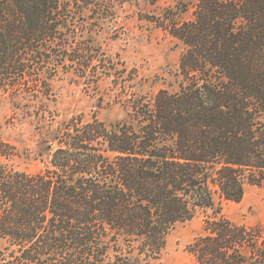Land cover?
I'll return each mask as SVG.
<instances>
[{
    "label": "trees",
    "instance_id": "obj_1",
    "mask_svg": "<svg viewBox=\"0 0 264 264\" xmlns=\"http://www.w3.org/2000/svg\"><path fill=\"white\" fill-rule=\"evenodd\" d=\"M175 1L158 21L185 46L178 90L133 94L115 123L60 122L36 174L0 162V264H106L111 250L110 264L150 262L200 214L198 264H264V228L216 202L264 187V0ZM110 11L109 0H0L1 76L23 88L63 67L86 74L94 55L77 19ZM18 154L0 145V158Z\"/></svg>",
    "mask_w": 264,
    "mask_h": 264
},
{
    "label": "rangeland",
    "instance_id": "obj_2",
    "mask_svg": "<svg viewBox=\"0 0 264 264\" xmlns=\"http://www.w3.org/2000/svg\"><path fill=\"white\" fill-rule=\"evenodd\" d=\"M109 3L111 11L104 12L102 18L77 19L87 25L89 32L79 39H87L85 44L92 46L94 55L86 74L63 67L46 84L37 85L30 79L23 88L15 81L6 82L0 74V145L6 143L19 153L11 161L0 158V162L36 174L51 156L44 141L52 140L48 133L60 122L83 115L86 121L97 118L107 124L115 123L127 118L130 109L127 100L133 94L151 100L160 90L179 89L180 60L185 46L158 21V17L164 19L166 11L176 6V1L135 4L109 0ZM193 18L191 7L180 15L181 20ZM49 72H54V68ZM216 202L225 218L234 224L264 228V187L248 186L240 203L219 195ZM203 227V214L178 225L168 236L167 247L159 259L150 262L140 259L139 263L198 264L190 251L194 241L204 235ZM112 260L111 250L106 264Z\"/></svg>",
    "mask_w": 264,
    "mask_h": 264
}]
</instances>
